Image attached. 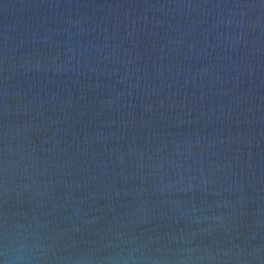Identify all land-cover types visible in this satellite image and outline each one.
<instances>
[{"label": "water", "instance_id": "water-1", "mask_svg": "<svg viewBox=\"0 0 264 264\" xmlns=\"http://www.w3.org/2000/svg\"><path fill=\"white\" fill-rule=\"evenodd\" d=\"M0 264H264V0H0Z\"/></svg>", "mask_w": 264, "mask_h": 264}]
</instances>
